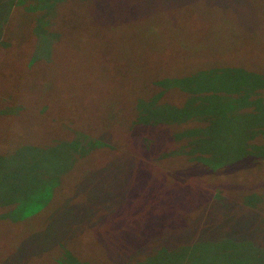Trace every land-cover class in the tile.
I'll use <instances>...</instances> for the list:
<instances>
[{
  "label": "trees",
  "instance_id": "obj_1",
  "mask_svg": "<svg viewBox=\"0 0 264 264\" xmlns=\"http://www.w3.org/2000/svg\"><path fill=\"white\" fill-rule=\"evenodd\" d=\"M37 1H1L3 5L0 4V6L4 8L0 14L2 20L0 22L2 25V27L0 25V49H4L0 51L1 80L7 77L10 72L15 78L13 72L15 67L11 61L12 59L15 60V56L12 59L9 58L11 53L9 47H6L9 36L5 37L7 35L4 28L6 20L14 11L19 15H26V23L29 24L30 31L33 29L35 35L41 37L39 40H42L43 44L50 45L52 40H56L58 37L57 31L61 28V21L74 17L73 12L81 11L82 13L85 4V0H42L44 1L43 6H38ZM71 1L78 6L75 8L76 10H71L72 5H69ZM169 1L87 0L88 21L85 29H87V33L92 35L98 36L100 33L99 36L106 39L111 35L109 30H115L120 24H127L130 20H142L157 10H169L168 7H161L162 5L160 6L161 9L157 7L160 3ZM191 1L200 2L201 9L221 8L223 11L228 9L230 13L236 14V17L247 18V24L242 21L240 29L247 32L255 27L254 29L261 38V40L257 39L261 50L256 53H258L257 55L260 54V51L262 53L256 58L255 64L259 62L261 55L264 57V38L260 32V28L264 27L261 22L263 21L264 8H261V3H257L258 0H242V5L239 7H230L229 0L220 2L216 0H174L173 2H176V6L179 7ZM239 1L231 0L232 3ZM67 9L71 12L69 13ZM45 27L49 29V33L54 34L50 37L49 33L45 35L43 33ZM31 34L32 31L28 35ZM29 39L32 40V38L26 40ZM249 39V35L246 34L243 39L244 44L246 41L249 43ZM92 40L94 38L89 36L88 45L92 46ZM20 46L27 53L33 51L31 43L25 44L22 41ZM239 49L242 51L241 48ZM108 50L102 47L97 54L101 59L103 58L100 65L98 62L95 64L97 55L91 58L95 67L106 66L109 68L118 59ZM39 60V56L36 53L33 55L31 52L29 57L25 59L20 57L16 62L18 61V64L23 63L27 67L30 64H39ZM51 60L53 59L49 57L47 63ZM240 60L233 63L228 58L224 59L222 64L225 68H234L233 70L239 69L238 66L240 65V68H247L249 64V62L248 64L245 63L247 58ZM90 67L91 65L87 68V82L75 70L69 71L67 69L65 72L79 76L76 85L85 89V93L87 91L99 92L103 101L108 100L112 94L101 90V83L97 82L91 75ZM244 72L250 78L256 77L258 80L253 81L254 85L250 88H245L246 92L243 98L248 97L249 90L253 91L259 87L264 90V72L256 70L255 67H250L247 72ZM164 82V80L155 81L160 94L163 88L171 86ZM3 83H6L5 79ZM8 84L9 82L5 86ZM88 86L89 89L87 90ZM0 101H2L0 115L16 114L22 107L25 111L27 109L25 105L31 108L38 107L34 112L28 114H33V117L48 123L50 137V139L38 143L36 142L37 136L33 135V138L30 136L28 140L25 139L21 143H11L10 147L0 150V208L6 204L11 205L8 211L5 210L2 217H6L9 221H23L35 211L52 204L49 207L50 211H47L49 215L44 220V224L47 222L44 229L42 227L35 230L29 228L17 233L16 237L10 235L11 237L14 236L13 239H15L11 247L12 252L10 254L8 252L2 253L0 264H22L21 260L29 259L37 251L49 252L54 248L59 250L66 239L75 234L79 235L86 228L88 232L92 231L94 234L91 238L94 237L104 249V253L99 255L92 264H264L263 191L255 187L252 189L243 188V185L230 190L227 187L223 188L217 179L215 185L204 181L203 185L199 183L202 188L188 199V202H193L190 212L183 213L182 209L178 208L180 204H177V208L175 205L177 201H181L179 197L183 193L179 192H184V188L177 191L176 199L173 194L168 192L170 189L164 187H156L153 193L146 188L142 189L145 186L139 184L143 171L141 164L147 160L157 162V158L151 157L152 145L150 143L148 146L144 145L145 140L152 134L150 133L152 127L144 125L146 122L144 119L137 121L135 106L129 108V105L124 107L119 105L112 113L106 111L107 118L99 114L98 110L97 116L101 122L106 123L111 119L108 123L111 132L106 133L108 130L101 126L99 130H94L92 140L87 136L84 138L85 132L81 131L80 128L85 124L87 125V112L90 113L93 109L95 110L96 105L90 111L87 105L76 106V102L77 105H80L83 101L53 100L52 102L46 101L40 106L34 101H25L23 98H19V95H14L8 91L0 92ZM241 102L244 103L245 101ZM262 102L263 100H259L256 103L260 111L263 109ZM252 104L255 105L254 102ZM3 106L8 107L9 110H2ZM129 114H133L134 119L132 118L133 123L131 120L128 125L131 139L126 145L121 139L117 141L123 136L122 133H118L117 129L120 126L125 129L120 118L123 119L125 116L129 118ZM165 115L175 116L174 113L167 110ZM179 116H181L180 113ZM185 116L187 114L181 117ZM250 116L253 121H256L250 122L252 125L248 126L249 131L243 135L247 136L246 141L251 142L249 149L252 150L250 161L253 166L248 169L254 170L264 162V120L259 119L257 113H251ZM201 119L205 125L207 122L209 125L211 124V119L207 118L206 120L205 117ZM215 125L216 122L211 126L214 127ZM236 125L242 127L240 129L243 133L248 128L243 127L244 125ZM59 126L74 136L53 141L51 137H55V131L58 133ZM223 127L227 126L223 124ZM237 127L235 128L237 129ZM220 128L215 133L223 129L220 130ZM231 129L232 126L227 132H230ZM257 131L260 132L258 136ZM79 133L82 134L77 137ZM190 136L188 135L184 141L180 142L190 141ZM123 140L127 141L126 138ZM173 140L175 139L168 135L167 141L172 142ZM204 140H206L205 137L199 138L202 144ZM41 144L50 148L41 149ZM115 144L117 145L116 150L119 151H108ZM135 145L139 148V156L130 152L131 147H135ZM189 147L191 146L189 145ZM96 149H105L103 154L111 156L108 159L102 155V150H99L97 157H95L98 158L96 161L87 164V168L81 166L77 169L74 178L68 179L69 168L72 169L77 160L76 154L90 153ZM115 152L119 154L112 155ZM177 152L184 153L191 158L193 162L190 169L191 176L199 179L200 167L204 170H211V167L203 161L197 150H187L180 147L175 153ZM226 160L228 158L222 155L221 158L215 159L217 163ZM85 169L87 170L85 171ZM231 177L240 178L244 181L243 172ZM64 183L67 190H63L64 197L61 199V194L56 193L55 190H58L60 184ZM171 192L175 193L174 190ZM165 209L169 215H171V209H174L175 215L173 214L172 220L169 217L170 219L164 221V216L161 213ZM155 214L159 216L161 222L152 224L154 222L151 221ZM49 261L50 264H53L51 259ZM57 262L59 264H82L74 260L72 256L69 257L67 251L64 252V255L59 256Z\"/></svg>",
  "mask_w": 264,
  "mask_h": 264
},
{
  "label": "rangeland",
  "instance_id": "obj_2",
  "mask_svg": "<svg viewBox=\"0 0 264 264\" xmlns=\"http://www.w3.org/2000/svg\"><path fill=\"white\" fill-rule=\"evenodd\" d=\"M1 1L0 4H2ZM173 1L163 2L157 6L160 9L168 7L169 10H157L142 20H130L127 24H120L115 30H109L110 37L102 39L99 36L100 33L98 36L92 35L85 29L88 21L87 0H85L82 13L81 11L73 12L74 17L61 21V28L58 27L60 30L57 31L58 37L56 40H52L50 45L43 44L42 40H39L41 37L35 35L33 29L31 31L34 36L28 35L31 31L29 24L26 23V15H19L14 11L6 20L4 28L7 35L5 37L9 36V42H6V47H9L11 53L9 58L12 59L15 56V60H11L15 67L13 70L15 78L11 72L7 77L2 78L6 80V83L9 82L6 86V83L0 79V92L8 91L19 95V98H23L25 101H34L40 106L46 101L52 102L53 100L83 101L80 105H77L76 102V106L87 105L90 111L96 105L97 109H93L90 113L87 112V125L80 128L85 132L84 138L87 136L89 139L94 137V130H99L101 126L108 130L106 133L111 132L108 128L111 119L106 123L101 122L97 116L98 110L99 114L107 118L106 111L112 113L119 105L123 107L129 105V108L135 106L137 121L144 119L146 121L144 125L152 127L150 131L152 134L145 140L144 145L148 146L150 143L152 145L151 157L157 158V162L148 160L142 162V178L140 181L138 177V182L140 181L139 184L145 186L142 189L146 188L152 193L156 187L170 189L168 192L174 197L177 196V191L180 188H184V192H179L183 193L179 197L181 201H177L175 207L177 208L179 203L180 207L178 208L185 213L186 211L190 212L192 208L193 202H188L189 197L191 198L202 188L199 183L203 185L204 181L215 185L217 179L223 188L227 187L230 190L243 185V188L252 189L255 187L264 192V162L257 169H248L253 166L250 161L251 142L246 141L247 136L243 135L249 131L248 126L252 125L250 124L253 121L251 113H257L259 119L264 120V90L261 87L253 91L249 90L248 97L243 98L246 89L254 85L253 81L258 80L256 77L250 78L244 71L247 72L250 67H255L256 70L264 72V57L261 55L259 62L255 64L256 58L262 53V51L259 52V55L256 53L261 50L257 41L261 38L254 29L255 27L247 32L240 29V23L244 21L247 24V18L243 17L242 19L238 16L237 18L236 14L230 13L228 9L225 11L221 8L201 9V3L196 1L187 2L179 7ZM36 3L38 6H43L44 1L38 0ZM241 3L242 0L235 3L229 0L228 4L230 7H239L242 5ZM257 3H261V8H264V0H258ZM69 5H72L71 10L78 7L72 1ZM2 10L4 8L0 6V14ZM67 10L69 13L71 12L69 9ZM262 19L261 22L264 26V16ZM245 27L248 28V26ZM260 32L264 38V27L260 28ZM43 33L45 35L49 33V29L45 27ZM53 34L50 32L48 35L50 37ZM246 34L250 39L249 43L246 41L244 44L243 39ZM89 36L94 38L91 42L92 46L88 45ZM27 38H32V40H26ZM22 41L25 44L31 43L33 49L31 52L33 55L36 53L39 56V64H30L26 67L23 63L16 62L20 57L23 59L29 57L31 53H27L20 46ZM102 47L109 49L108 52L118 57L109 68L103 66L100 69L92 64L94 62L91 58L99 54ZM49 57L53 60L47 63ZM228 58L233 63L236 60L243 58L246 60L247 58L245 63L249 62L248 67L240 68V65L237 70L230 67L225 68L222 61ZM102 60L103 58L101 59L97 55L95 64L98 62L100 65ZM90 65L91 75L101 83V90L112 94L108 100L103 101L99 92L87 91L85 93V89L76 85L79 76L65 72L67 69L75 70L87 82V68ZM156 80H164V83H169L171 86L163 88L160 94L158 85L155 83ZM243 100L244 103L241 102ZM259 100H263L262 111L256 106ZM0 105H2V101H0ZM25 107L27 108L25 111L22 107L16 114L0 115V150L10 147L11 143L28 140L30 136L33 138V135L37 136L36 142L38 143L50 139L48 123L33 117V114H28L34 112L38 107L31 108L27 105ZM6 109L9 110L8 107L3 106L2 110ZM166 110L174 113L175 116H166ZM179 113L181 116L186 114L187 116L181 117ZM118 116L120 117V115ZM202 117H205L206 120L207 118L211 119V124L209 125L207 122L205 125ZM132 118L133 114H129V118L127 116L123 119L120 118L125 129L123 126L117 129L118 133L123 135L117 141L121 139L126 145L131 139L128 125ZM214 122L216 125L212 127ZM223 124L227 127H223ZM236 124L248 128L243 133L242 127H237ZM231 126V131L227 132ZM220 127L223 129L221 130ZM219 128L221 131L215 133ZM259 133V131L256 132L257 136ZM81 134L79 133L77 137H80ZM167 134L175 140L168 142ZM54 135L58 138L51 137L53 141L74 136L61 128L58 133L55 131ZM188 135H191L190 141L181 143L180 141H184ZM202 137L206 138L202 141L203 144L199 141V138ZM123 138H126L127 141L125 142ZM40 146L44 150L50 148L44 144ZM116 147V144L112 145L108 151H119L116 150ZM180 147L197 150L211 170H204L200 167L199 179L191 176L190 169L193 162L186 154L175 153ZM138 149L135 145V147H131L130 152L139 156ZM215 149L217 151L214 152ZM99 150H102V155H105L103 154L105 149H96L84 154L77 153V160L72 169L69 168L70 172L67 174V178H74L78 168L81 166L87 168V164L96 161L98 158L95 157ZM117 154L119 153H112V155ZM221 155L228 160L217 163L215 159L221 158ZM105 156L108 158L111 155ZM56 163L58 162L56 161ZM241 172H243L244 181L231 177ZM63 190H67L65 183L60 184V188L55 190L56 193L61 194V199L64 197ZM171 190H174L175 193H172ZM10 206L6 204L0 208V255L12 252L11 247L15 239L10 235L16 237L17 233L29 228L35 230L42 227L44 229L47 224V222L44 224V220L49 215L47 211L52 204L35 211L30 214L28 219L19 222L9 221L6 217H2ZM161 214L164 216V221L169 217L172 220L175 215L174 209H171V215L166 209ZM155 216L151 221L154 222L152 224L161 222L159 216L157 214ZM13 232L15 234H12ZM91 236L94 234L92 231L88 232L86 228L79 235L75 234L66 239L59 250L54 248L49 252L37 251L29 259L21 260V263L50 264L49 260L51 259L53 264H59L57 262L59 256L64 255V252L67 251L69 257L72 256L74 260L82 264H92L99 255L104 253V249Z\"/></svg>",
  "mask_w": 264,
  "mask_h": 264
}]
</instances>
